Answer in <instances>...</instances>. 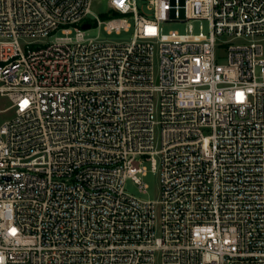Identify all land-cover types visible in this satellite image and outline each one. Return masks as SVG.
Segmentation results:
<instances>
[{"label": "built area", "instance_id": "obj_1", "mask_svg": "<svg viewBox=\"0 0 264 264\" xmlns=\"http://www.w3.org/2000/svg\"><path fill=\"white\" fill-rule=\"evenodd\" d=\"M92 7L0 0V264H264V0Z\"/></svg>", "mask_w": 264, "mask_h": 264}, {"label": "rangeland", "instance_id": "obj_2", "mask_svg": "<svg viewBox=\"0 0 264 264\" xmlns=\"http://www.w3.org/2000/svg\"><path fill=\"white\" fill-rule=\"evenodd\" d=\"M138 6L141 10L146 11V6L148 0H137ZM110 7V0H93L92 11L95 16L100 17L102 20L108 19L107 13ZM131 29L129 31H121L120 34L116 32L112 34H108L104 26L100 29L97 27L95 23H93V29L88 32L87 38L89 39H98L104 43L111 44H120V43H130L134 36V22L131 20ZM193 25L194 33L198 34L200 32H204L205 34L209 33V23L207 21H194L191 22ZM189 26L187 24L181 23H165L162 25L163 32L168 34L171 31H177L181 34L186 33L187 28ZM201 27L203 29H201ZM61 32L57 33V37H61ZM225 47L219 49L217 51V59L219 63H225L227 57V51H225ZM11 103L6 97L0 96V124L5 121L11 120L14 117L15 111L10 109ZM148 173L145 178H143V183L148 186L146 191H141L139 185H137L134 181L128 180L125 184L126 192L136 197L142 201H151L159 203L162 197V183H161V174L160 172H154L152 169V164L150 162L145 163ZM157 220L160 223L161 220V206L157 205Z\"/></svg>", "mask_w": 264, "mask_h": 264}, {"label": "water", "instance_id": "obj_3", "mask_svg": "<svg viewBox=\"0 0 264 264\" xmlns=\"http://www.w3.org/2000/svg\"><path fill=\"white\" fill-rule=\"evenodd\" d=\"M88 28H89V25H85V26H84V29H88Z\"/></svg>", "mask_w": 264, "mask_h": 264}]
</instances>
